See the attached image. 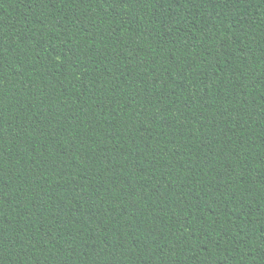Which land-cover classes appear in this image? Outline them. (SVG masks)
Masks as SVG:
<instances>
[{
	"label": "trees",
	"instance_id": "trees-1",
	"mask_svg": "<svg viewBox=\"0 0 264 264\" xmlns=\"http://www.w3.org/2000/svg\"><path fill=\"white\" fill-rule=\"evenodd\" d=\"M0 264H264V0H0Z\"/></svg>",
	"mask_w": 264,
	"mask_h": 264
}]
</instances>
